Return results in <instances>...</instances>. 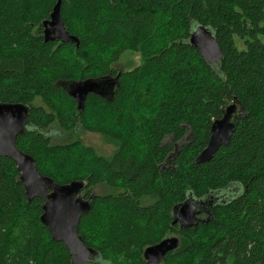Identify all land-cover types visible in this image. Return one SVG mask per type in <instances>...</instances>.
Returning <instances> with one entry per match:
<instances>
[{
    "label": "trees",
    "instance_id": "16d2710c",
    "mask_svg": "<svg viewBox=\"0 0 264 264\" xmlns=\"http://www.w3.org/2000/svg\"><path fill=\"white\" fill-rule=\"evenodd\" d=\"M56 2L0 0V103L29 107L15 145L42 176L84 182L91 209L78 235L93 264H145L144 249L171 236L179 246L161 264H264V0H61L78 47L44 42ZM196 25L215 36L219 62L188 43ZM125 52L141 64L117 71ZM117 75L113 97L89 95L83 110L62 87ZM233 103L242 112L229 144L197 164L212 122ZM52 125L100 134L116 150L104 157L78 140L53 143ZM230 185L237 196L214 203L196 228L172 226L175 206ZM42 205L0 157V264H70L40 222Z\"/></svg>",
    "mask_w": 264,
    "mask_h": 264
},
{
    "label": "water",
    "instance_id": "95a60500",
    "mask_svg": "<svg viewBox=\"0 0 264 264\" xmlns=\"http://www.w3.org/2000/svg\"><path fill=\"white\" fill-rule=\"evenodd\" d=\"M61 0H57L49 19L42 22L44 42H66L79 46L76 37L68 34L60 18ZM188 43L194 47L209 64L221 60V50L211 30L204 26L196 25L190 32ZM63 89L69 97L75 100L78 110L84 109V104L89 95H95L106 100L107 92L113 97L115 90L119 89L118 75L114 78L104 76L95 79H86L65 86ZM241 107L235 103L229 105L221 119L212 122L210 137L206 147L197 156L196 163L203 164L211 161L221 147H226L234 133L235 126L232 117L241 114ZM29 107L21 103H0V157L13 160L19 173V180L23 185L28 201L40 198L43 201L40 222L47 227L51 239L62 243L70 254V264H93L95 251L86 247L83 239L78 235L80 219L91 209V199H84L81 194L84 182L73 181L69 184L59 185L51 178L42 176L35 166L34 159L16 148V140L25 132L28 125L27 118ZM231 194L229 198L221 197L222 191L213 193L197 200L188 198L184 203L177 205L172 210V226L178 225L179 229L197 227L198 216L205 213L210 215L209 208L216 202H223L235 198L239 192ZM223 190V191H225ZM179 246L175 236L167 237L143 251L145 264H161L165 255Z\"/></svg>",
    "mask_w": 264,
    "mask_h": 264
},
{
    "label": "rangeland",
    "instance_id": "374dc122",
    "mask_svg": "<svg viewBox=\"0 0 264 264\" xmlns=\"http://www.w3.org/2000/svg\"><path fill=\"white\" fill-rule=\"evenodd\" d=\"M140 64V57L137 53L125 52L121 55L118 63L115 64L113 68L117 71H130ZM46 134L51 138L53 143H67L78 140L85 146L94 149L99 156L109 157L114 150H116L115 146L109 143L100 134L84 131L80 127H77L74 131L67 133L59 128V126L52 125ZM166 142L170 143V140H166ZM178 145L179 144H175L176 149H179ZM173 154L174 152H172L170 156ZM235 189L236 188H229L228 190L222 191L220 196L229 198L231 194L237 193V190ZM97 192L104 193L106 192V189L104 190V188H99L97 189ZM210 196L213 197L216 196V194L213 193Z\"/></svg>",
    "mask_w": 264,
    "mask_h": 264
},
{
    "label": "flooded vegetation",
    "instance_id": "af4514ba",
    "mask_svg": "<svg viewBox=\"0 0 264 264\" xmlns=\"http://www.w3.org/2000/svg\"><path fill=\"white\" fill-rule=\"evenodd\" d=\"M111 78H114V76H112ZM110 94H111V92H107V96H109ZM204 216H206L205 213L200 214V217H201V218H204Z\"/></svg>",
    "mask_w": 264,
    "mask_h": 264
}]
</instances>
